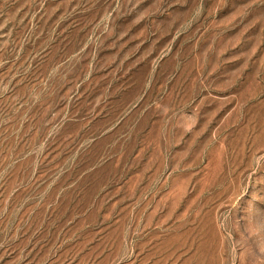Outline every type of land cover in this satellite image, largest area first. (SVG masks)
Wrapping results in <instances>:
<instances>
[{
	"label": "rangeland",
	"instance_id": "1",
	"mask_svg": "<svg viewBox=\"0 0 264 264\" xmlns=\"http://www.w3.org/2000/svg\"><path fill=\"white\" fill-rule=\"evenodd\" d=\"M0 264H264V0H0Z\"/></svg>",
	"mask_w": 264,
	"mask_h": 264
}]
</instances>
